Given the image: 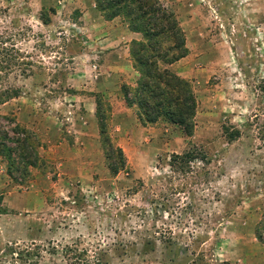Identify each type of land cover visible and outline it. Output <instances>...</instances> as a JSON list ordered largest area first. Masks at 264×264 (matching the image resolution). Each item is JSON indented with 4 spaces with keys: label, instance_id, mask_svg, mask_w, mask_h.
<instances>
[{
    "label": "rangeland",
    "instance_id": "rangeland-1",
    "mask_svg": "<svg viewBox=\"0 0 264 264\" xmlns=\"http://www.w3.org/2000/svg\"><path fill=\"white\" fill-rule=\"evenodd\" d=\"M258 1L159 0L187 49L184 137L165 120L142 124L116 95L122 77L88 68L94 0H0V130L7 118L30 132L43 163L12 182L0 158V264H264ZM100 123L124 158L116 175Z\"/></svg>",
    "mask_w": 264,
    "mask_h": 264
},
{
    "label": "trees",
    "instance_id": "trees-1",
    "mask_svg": "<svg viewBox=\"0 0 264 264\" xmlns=\"http://www.w3.org/2000/svg\"><path fill=\"white\" fill-rule=\"evenodd\" d=\"M93 4L104 20L118 17L128 31L141 37L128 45L131 66L138 77L133 86H120V100L126 107H134L137 119L142 124L151 125L165 120L177 126L184 137L191 136L195 109L193 93L186 80L164 68L187 54L174 14L165 10L159 0H94ZM4 120L9 129L7 132L0 130V158L6 164L5 174L14 182L17 174L26 178L29 168L43 163L37 156L35 137L14 124L13 119ZM99 133L108 172L116 175L125 168L121 150L112 146L101 123ZM226 136L228 140L235 137L231 134ZM7 142L13 146L7 145ZM186 156L174 155L171 160L179 161Z\"/></svg>",
    "mask_w": 264,
    "mask_h": 264
},
{
    "label": "crops",
    "instance_id": "crops-1",
    "mask_svg": "<svg viewBox=\"0 0 264 264\" xmlns=\"http://www.w3.org/2000/svg\"><path fill=\"white\" fill-rule=\"evenodd\" d=\"M256 4L260 10L264 12L263 1L261 2V0H259ZM84 16H86L88 22L85 24H88V26L90 25L91 28H96L98 30L96 34L99 36L93 47L96 54L99 55L97 56L98 60L88 65V68H94L95 70L99 68L97 70L98 72H96V79L101 78L107 80V77L116 75L122 77L121 82L123 84L133 86L138 77V73L131 66L128 55V45L131 41H139L141 39L140 35L128 31L118 17L111 20H104V18H102V16L95 10L94 4L88 6V9L83 13V18ZM94 22L96 23L93 24ZM107 48L113 49V51H110ZM105 51L108 53L105 54ZM185 58H187V56L179 59L173 64L166 65L164 68L179 75L176 71H178L181 62ZM113 90L114 92H117L118 89L116 88ZM116 95L119 97L118 92Z\"/></svg>",
    "mask_w": 264,
    "mask_h": 264
}]
</instances>
